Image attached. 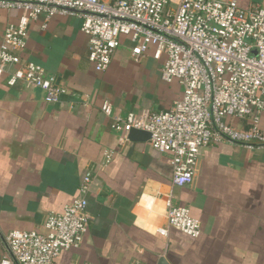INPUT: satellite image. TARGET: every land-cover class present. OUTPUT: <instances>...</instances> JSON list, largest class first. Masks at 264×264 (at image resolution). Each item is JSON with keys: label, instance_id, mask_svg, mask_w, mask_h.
Returning a JSON list of instances; mask_svg holds the SVG:
<instances>
[{"label": "crops", "instance_id": "crops-1", "mask_svg": "<svg viewBox=\"0 0 264 264\" xmlns=\"http://www.w3.org/2000/svg\"><path fill=\"white\" fill-rule=\"evenodd\" d=\"M238 3L248 8L262 0ZM19 17L16 9H0V42ZM82 22L78 13H61L44 29L43 15L19 52L23 64L42 66L67 90L60 104L0 79V264H16L1 237L16 230L46 235L48 218L80 196L87 172L92 221L83 244L54 264H264V143L204 147L193 184L173 186L171 156L115 128V117L169 111L182 99L178 80H162L166 57L156 60L153 48L135 57L132 38L123 36L110 68L98 73ZM106 101L114 117L102 113ZM225 123L243 133L254 127L251 117ZM259 126L264 133V115ZM168 199L201 222L199 238L170 227Z\"/></svg>", "mask_w": 264, "mask_h": 264}, {"label": "built area", "instance_id": "built-area-1", "mask_svg": "<svg viewBox=\"0 0 264 264\" xmlns=\"http://www.w3.org/2000/svg\"><path fill=\"white\" fill-rule=\"evenodd\" d=\"M0 9L20 12L18 24L9 25L0 42V79L6 77L9 87L21 83L42 91L50 105L60 104L67 90L45 68L23 64L19 56L27 46L29 26L43 15L46 29L54 15L79 14L81 31L89 39V61L98 73L110 68L123 36L132 38L135 57L149 48L156 60L166 57L162 80H178L182 99L169 111L115 117V128L126 138L132 130L149 133L151 146L171 156L173 186L193 184L204 147L226 140L264 143L259 126L264 115V0L248 8L238 0H0ZM102 113L114 117L111 102L103 104ZM231 117H251L252 133L229 127L225 120ZM111 158V153L106 155L105 166ZM92 185L93 174L87 172L80 196L63 213L48 218L46 235L20 230L8 234L16 264H54L62 252L83 244L92 221ZM166 205L170 227L191 238L201 236L202 224L188 208L175 206L171 199ZM2 264L15 263L7 259Z\"/></svg>", "mask_w": 264, "mask_h": 264}, {"label": "water", "instance_id": "water-1", "mask_svg": "<svg viewBox=\"0 0 264 264\" xmlns=\"http://www.w3.org/2000/svg\"><path fill=\"white\" fill-rule=\"evenodd\" d=\"M79 12V11H78ZM177 41V40H176ZM129 137L131 140L133 141H137V142H147V141H150V138H151V135L147 132H143V131H138V130H132L129 134ZM259 146H264V144H259ZM4 244H6L7 246V250L9 251V254L11 255V257L13 258V260H15L13 254H12V251L10 249V247L7 245V242L6 240L4 239V237H1ZM159 264H170L168 262V260L166 258H162L160 261H159Z\"/></svg>", "mask_w": 264, "mask_h": 264}]
</instances>
